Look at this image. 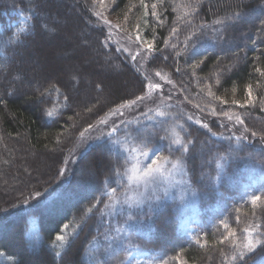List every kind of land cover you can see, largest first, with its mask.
Instances as JSON below:
<instances>
[{
	"label": "trees",
	"instance_id": "trees-1",
	"mask_svg": "<svg viewBox=\"0 0 264 264\" xmlns=\"http://www.w3.org/2000/svg\"><path fill=\"white\" fill-rule=\"evenodd\" d=\"M37 1L0 5V184L16 180L20 169L14 166L22 144L46 151L55 166L46 181L38 172L32 175L36 179L0 195V264H125L134 247L151 250L161 264H256L263 259L264 244L248 252L232 233L242 236L255 228L257 239L264 241V181L252 188L240 182L248 164L264 172V0H202L199 12L187 15L189 27L179 52L166 44L177 11L181 15L188 9L184 11V0H114L109 15L116 19L110 28L100 18L104 15L98 0H64L81 10L84 25L96 32V44L126 82L111 77L108 93L76 105L65 84H47L41 74L30 73L33 56H26L23 71L14 62L18 50L44 32L43 8ZM16 8L28 16L25 26L11 24L19 16L6 12ZM131 33L152 43L149 65L164 67L186 102L176 110L184 128L182 146L172 157L187 163L197 203L206 209L196 237L180 231L186 213L180 196L160 201L146 215L149 210L144 209L131 220L118 215L112 220L109 202L123 190L131 164L116 136L90 145L66 181L57 180L82 132L113 108L147 93L143 69L115 39ZM11 74H17L13 86L7 81ZM24 85L26 90L14 91ZM103 85H95V90L100 93ZM228 109L241 113L247 133H235L232 125L229 132H220V115ZM135 128L130 127L132 137L140 139ZM213 152L215 162L203 163ZM102 157L107 158L104 165ZM219 159L224 170L214 165ZM254 196L260 199L253 202ZM239 253L245 254L244 260L234 261Z\"/></svg>",
	"mask_w": 264,
	"mask_h": 264
},
{
	"label": "rangeland",
	"instance_id": "rangeland-1",
	"mask_svg": "<svg viewBox=\"0 0 264 264\" xmlns=\"http://www.w3.org/2000/svg\"><path fill=\"white\" fill-rule=\"evenodd\" d=\"M11 1L12 3H18V5H29L36 0ZM98 1L100 3L99 12L104 15L100 16V18L110 28V23L116 19L114 16L109 15L111 4L114 0ZM201 1L184 0V11L188 8L186 13L182 11V8L181 13H183L181 15H179V10L177 11L174 33L166 44L171 46V49H175L178 52L183 50L182 42L185 39L183 32L186 31L187 26L189 27L187 15L188 13L190 15L191 12L194 15ZM7 2L8 0H0V5ZM37 4L43 8L41 19L44 32L37 33L38 35L35 38L26 43L27 46L18 50L20 56L14 59L17 67H21L23 71L24 68L21 64L26 62V56L28 54L33 56V60L29 64L30 73L41 74L44 78L42 82L47 84L53 81L65 84L68 87V91L72 94L75 105L83 100L88 101L90 98L103 97L110 90L108 79H111V77L122 81L124 85L126 84L124 78L121 77L124 73L116 74L118 67L108 61L109 55L103 54L101 52L102 49L100 50L99 45L96 44V39H94L96 32L93 31V33L90 28L84 25L85 22L79 8L64 0H38ZM6 13H13L19 16L13 19L11 24L25 26L28 16L23 13L22 9H12ZM7 22H9L8 19ZM113 34L115 35V33ZM131 34H125L121 38H118L119 35L117 34L115 39H119L122 47L134 56L138 65L143 69L146 79L149 80V85H159V87H148L147 93L139 96L143 97L142 100L136 99L134 100L135 103H131L133 102L131 101L113 108L99 122L82 132L74 147L68 153L65 164L61 168L60 178L57 180H59V184L66 181L69 173L73 170L75 161L90 145L103 140L107 136H116L118 141H120L117 145L122 148L123 154H127L130 157L131 164L128 167L127 182L123 190L112 195L109 202V216L113 218L112 220L119 216L127 220L130 216L136 215L139 211H144V209L149 210L143 212L146 215L151 213V211L153 212L155 205H159L160 201L180 196V199H183L186 204V213L181 219L179 226L180 231L187 237H196L203 224V218L206 216V209L201 208L197 203V194L191 186L187 163L182 159L178 160L172 157L174 150L182 146L181 132L182 128H184L182 121H177L180 117L176 110L177 108L179 109V106L186 105V102H183L185 100H182V98V101L180 100L175 90L176 86H174L171 76L168 75V71L164 67L159 66V64L149 65L153 52L152 47L149 48L148 45H152V43L142 39L140 34L136 36H133V33ZM217 46L220 47V44ZM22 73L27 75V72ZM130 76H128L130 80L127 79L130 82H134ZM7 81L13 86L16 83L15 81H17V74L8 76ZM99 83L104 84V89L100 93L95 90V85ZM26 89L25 85L23 87L17 86L14 91L22 92ZM80 105L82 107L84 104L80 103ZM160 112L164 113V115H159ZM240 114L235 109L224 110V113L220 115H223L219 123L220 132H229L232 125L236 130L235 133H247L244 131L242 115ZM226 119H229V121ZM200 121L204 120L200 119ZM152 123L155 126H150ZM132 125H136L135 137H140V139L135 140L132 137L130 131ZM114 126L118 131L111 136L108 135ZM126 131L131 133V139L127 143L124 142ZM177 140L180 141L179 144L175 143ZM125 148H135L137 151L134 153L131 151L125 152ZM17 150L20 153V158L14 167H18L20 171L17 173L16 180L2 181V185L0 184V195L15 189V184L22 185L24 182L27 183L29 180L36 179L32 175H37L38 172L45 176L44 178L42 177L43 181H46L48 174L54 173V158L46 151H35L23 144ZM153 150H155V154H153ZM145 151L148 152V157L143 155ZM104 154L102 151L101 153L98 152L100 156ZM249 154H252V152ZM207 155L208 157H206L205 161L203 160V163H214L215 159H217L216 152ZM103 159L102 164L104 165L107 158ZM153 159L157 160V164L153 165V168L158 167L159 171L153 173L148 185L145 186L143 180L139 179V177H141L143 170L152 163ZM176 161H179V163L176 167H173V163ZM221 162V159H219L214 165L217 168L219 167V170H224V164H221ZM210 168L216 172L214 168ZM209 171L207 170V173ZM263 181L264 172L259 167L251 164L247 165L240 178V182L247 188L255 187ZM225 182L226 184L228 183L226 180ZM156 196H159L160 199H156ZM114 223L117 225V221ZM119 227H122V225L112 230H116ZM10 235H12V231ZM232 235H236V242L240 243L241 246L245 245L247 240L252 239L255 241L259 237L255 228L254 230L248 229L242 236L235 233H232ZM125 264H161V260L151 250L134 247ZM256 264H264V258L259 259Z\"/></svg>",
	"mask_w": 264,
	"mask_h": 264
},
{
	"label": "snow or ice",
	"instance_id": "snow-or-ice-1",
	"mask_svg": "<svg viewBox=\"0 0 264 264\" xmlns=\"http://www.w3.org/2000/svg\"><path fill=\"white\" fill-rule=\"evenodd\" d=\"M218 22H219V21H218ZM148 47L151 48L152 45L149 44ZM257 71H259V69H257ZM148 87H152V88H154V87H159V85H149ZM142 99H143V97H137V100H142ZM131 103H135V101H133V102H131ZM159 115L163 116L164 113L160 112ZM205 126H206V125H205ZM117 131H118V129L114 126V127L111 129V131L108 133V135L111 136V135L115 134ZM253 135H255V133H253ZM130 139H131V133H129V132L126 131V132H125V141H124V142L127 143ZM116 143H120V141H117ZM175 143H178V144H179L180 141L177 140V141H175ZM184 147H185V150H187V146L185 145ZM124 151H125V152H129V151H131V152L134 153V152L137 151V149H135V148L127 149V148H125ZM153 154H155V150H153ZM143 155H144L145 157H148V152L145 151V152L143 153ZM165 159H167V158H165ZM178 163H179V161L174 162V163H173V167H176ZM156 164H157V160H156V159H153V160H152V163L149 164V165L143 170V173H142L141 177H139V179L143 180L145 186L148 185V183H149V181H150V179H151L153 173L156 172V171H159V168H158V167H157V168H153V165H156ZM112 191L114 192L115 189H113ZM155 198H156V199H160L159 196H156ZM252 199H253V202H256V201H258V200L260 199V197H258V196H254ZM129 219L131 220L132 218L129 217ZM66 227H67V226H66ZM57 239H58V240H63L64 237L58 235V236H57ZM262 244H264V241H261V240H258V239L255 240V241H253L252 239H249V240H247V242H246V244L244 245V247L247 249L248 252H252V251H254V250L256 249V247H257L258 245H262ZM244 256H245L244 253H239L238 255H234V256L232 257V259H233L234 261L237 260V259L243 261V260H244Z\"/></svg>",
	"mask_w": 264,
	"mask_h": 264
}]
</instances>
